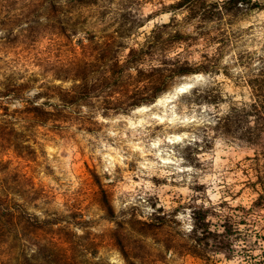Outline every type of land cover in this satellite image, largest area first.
<instances>
[{
  "label": "clouds",
  "instance_id": "obj_1",
  "mask_svg": "<svg viewBox=\"0 0 264 264\" xmlns=\"http://www.w3.org/2000/svg\"><path fill=\"white\" fill-rule=\"evenodd\" d=\"M212 2L216 3L215 11L221 19L214 17L203 23L207 34L198 36L201 29L195 28L199 22L197 17L182 31L191 33L199 42L193 48L177 46L165 54L168 61L179 57V63H183L187 59L195 74L175 75L168 90L155 95L144 92L143 98L135 104L123 95L113 97V106L108 109L99 99L80 104L76 120L65 130L66 139L58 147H49L47 158L41 155L40 166L50 163L55 169L56 183L52 191L60 197L45 205L51 215L66 216L73 211L74 204L79 205L77 197L82 200L86 195L85 187L91 190L87 194L84 215L77 218L82 222L68 225L76 238H84L89 225L100 221L110 220L111 229L120 231L119 225L127 227L132 219L160 223L157 218H163L161 230L143 241L150 255L134 258V264H156L157 260L159 264H183L182 247H194L201 257L199 264H256V260L264 259V238H261L264 237V213L246 211L256 193L248 195L250 189L240 183H247L256 175L249 167L253 160L241 161L245 154L251 156L257 152L255 146H248L245 141L248 130L256 128L255 117L248 116L239 122V127L227 133L217 127L221 117L229 114L230 106L247 109L248 103L244 102H252L249 101L251 93L243 88L244 73L251 75L264 68V0H208ZM225 4L230 5V11L222 7ZM154 6L160 7L159 4ZM15 11H20L18 6ZM184 14L166 12L156 21H167L170 16L180 21ZM9 15H12L10 10L7 15L0 14V20ZM36 20L41 26L49 24L44 15ZM150 26L146 25V29ZM10 27L9 35L17 37L21 48L18 51L4 46L6 29H0V120L4 119L3 106H7L11 114L13 108L23 107L26 100L47 110L59 107L54 95L50 98L34 96L44 92L47 86H65L62 79L32 69L37 58L47 57V50L28 43L26 23ZM21 28L25 32H21ZM68 32L73 40L83 39L85 35L80 30L74 35L71 29ZM221 36L226 42L220 46L211 41V37L219 39ZM25 44L29 49L27 56L22 47ZM17 51V55L12 54ZM238 53L245 54L246 67L233 66ZM47 62L45 59L41 63V69ZM202 65H209L208 70ZM177 66L161 64L160 59L139 65L145 71L158 67L165 73ZM225 66L231 80L228 89L220 91L223 102L218 101L215 106L204 102L200 97L205 86L225 81L223 75L216 74ZM127 72L134 76L136 67H129ZM233 82L241 88L232 87ZM5 85L21 89L19 99L11 92L5 95ZM239 91H243V95H237ZM68 133H71L70 138ZM260 147L264 149V132L260 133ZM62 151L66 155H61ZM85 161L91 164L90 168ZM237 161L240 167L236 166ZM243 168H248L246 174H242ZM82 169H87L91 184L85 185ZM260 172L264 174V166ZM198 185H203V189L197 190ZM240 188L247 199L236 196ZM238 204L243 205L240 212L231 207ZM197 210L204 212L202 223L208 225V231L218 234L215 240H207V246L203 239L197 243V238L204 233V229L197 226ZM35 214L44 219L43 209ZM226 215L232 217L233 235H228L220 226ZM251 217H255V224L236 223ZM91 232H100V228L92 227ZM165 238L172 242L167 249ZM221 241L228 246L218 247ZM82 253L85 264H111L113 256L119 255L115 248L96 255L87 249H82ZM118 264H127V261L120 259Z\"/></svg>",
  "mask_w": 264,
  "mask_h": 264
},
{
  "label": "trees",
  "instance_id": "obj_2",
  "mask_svg": "<svg viewBox=\"0 0 264 264\" xmlns=\"http://www.w3.org/2000/svg\"><path fill=\"white\" fill-rule=\"evenodd\" d=\"M147 3L159 4L160 7H154L150 13L144 14L142 10ZM17 6L20 11L14 13V19L7 16L0 20V29H6L4 39L8 42L12 39L9 35L10 26L26 23L29 44L41 40L46 42L43 50H47L48 55L38 60L43 63L47 59L48 62L44 63L41 71L54 79H62L65 85L47 86L44 92L34 94L36 97L45 95L49 98L54 95L59 101V107L52 106V110H47L33 106L26 100L21 111L29 120L39 124L50 121L57 128L76 120L80 104L99 99L101 105L108 109L113 106V97L120 95L135 104L143 98L144 92L155 95L168 90L173 83V76L195 73L187 59L183 63H179V57L168 61L165 54L177 46L191 48L198 41L191 33L182 31L197 17L199 22L195 28L201 29L198 36L207 34L202 27L203 23L214 17L221 19L215 11L216 3H208V0H0V14L7 15V11ZM222 7L226 11L231 10L228 4ZM166 12H175L178 16L185 14L180 21L170 16L167 21L154 22L148 31H140L154 15ZM41 15L49 20V24H39L36 18ZM68 29H71L73 35L77 30L83 31L84 38L73 40ZM21 32H25V29L21 28ZM211 41L218 46L226 42L223 36L219 39L211 37ZM153 59H160L164 65L175 63L178 66L168 73L158 67H151L148 71L139 67L141 64H150ZM245 59V54L238 53L233 66L239 64L242 68L246 67ZM38 65L41 67V63ZM133 66L136 67L134 76L127 72ZM202 67L207 71L209 65ZM222 70L225 75L229 73L227 66ZM243 86L251 93L249 101L252 102H244L248 103L247 109L241 106L237 110L234 105L230 106L229 114L221 117L217 127L229 132L233 127H239L241 120L248 116L255 117L256 128L248 130L245 141L247 145L255 146L257 152L244 159L245 162L250 159L254 161L249 167L256 174L255 179L244 182L256 193L246 210L251 214L256 208L264 207V174L260 172L261 166H264V149L260 147V133L264 132V68L255 74L244 73ZM202 98L208 102H217L216 99L222 97L207 91ZM241 170L246 174L248 168ZM203 216L204 212H195L197 226L204 229L199 238L215 240L218 234L208 231V225L202 223ZM231 220L232 217L226 215L220 223L228 235L234 231ZM240 220L236 223L239 224ZM59 222L56 217L46 216L41 219L18 202L10 200L7 195L0 194V255L10 257L27 248L38 253H68L82 251L89 247V243H95L88 235L84 238L89 241L84 243V238H76L74 231L67 229V224L58 225ZM136 222L140 226L137 231L141 233L148 231L144 229L145 226L152 225V222ZM227 246L223 241L218 245L220 248ZM5 263L0 259V264Z\"/></svg>",
  "mask_w": 264,
  "mask_h": 264
},
{
  "label": "rangeland",
  "instance_id": "obj_3",
  "mask_svg": "<svg viewBox=\"0 0 264 264\" xmlns=\"http://www.w3.org/2000/svg\"><path fill=\"white\" fill-rule=\"evenodd\" d=\"M165 1L169 2L172 0ZM154 7V4L147 3L144 5L142 11L144 14H147L150 13ZM10 11H12V15L9 16L14 19L13 16L16 11L14 8ZM164 14L165 13L154 15L140 28V31H148L153 23L157 22L156 18L158 16H163ZM149 24H151V26L146 29V25ZM15 25L16 24H14V26ZM13 37L14 36H12V39L9 42L6 41V39H3L2 44L10 48H16L19 51L21 46L17 44V38ZM198 42L199 41L196 43ZM45 44V40H41L31 45L37 46L43 50ZM193 45L191 48H193ZM22 47L24 54L26 56L29 55L28 45L26 44ZM18 51L13 52L12 54L17 55ZM38 63L42 62H39L37 58L36 63L31 65L34 71H41V67ZM216 74L223 75L225 81L218 82L217 85H206L204 93L200 97L204 102L211 103L214 106L218 101L223 102V97L216 99L217 102H208L206 99L202 98V96L207 91L219 95L220 91L228 89V82L231 80V74L228 73L225 75L222 69ZM231 86L241 88V85L235 82H233ZM243 88L246 89L245 86H243ZM21 91V89L10 88L5 85L4 94L7 95L11 92L14 93L15 99H19ZM236 94L243 95V91H239ZM229 95H231L230 90ZM21 110L22 107L13 108L12 113L9 114L8 107L3 106L4 119L0 120V194L7 195L10 200L18 202L24 209L31 213H36V211H41V209H43L44 217H56L57 220L60 221L58 225H62L61 221H63V224H67V226L72 225L73 223L77 225L80 224L82 221L77 218L81 217V213L82 216L84 215V209L88 206L87 201L89 197L87 194L90 193L91 190L85 187L84 192L86 195L82 200L79 196L77 197V200H80V203L79 205H73L72 212L68 213L66 216H53L45 205L60 198L56 192L52 191V185L56 183V180L53 179L55 169L50 163L43 164L42 167L40 166L41 155H44L47 158L49 147H58L60 142L66 139L65 130L70 124L64 125L61 128L54 127L50 121L45 124H39V122L26 118L25 113ZM223 131L227 133L225 130ZM70 136L71 133H68L69 138ZM53 155L55 154L53 153ZM61 155H66V152L62 151ZM246 156L250 155L245 154L241 157V161H244ZM85 163L88 164V168L91 167L90 163L87 161H85ZM236 166L240 167V161H237ZM242 174L244 173L242 172ZM81 175L84 177L85 185L92 183V178L88 176L87 169H82ZM133 179L135 178L133 177ZM152 179L155 180L156 178L153 177ZM240 183H242L244 187L250 189L248 195L254 192L253 189L243 181ZM203 187V185L196 186L197 190H201ZM236 196H244V198L247 199V195L243 193V188L237 190ZM149 199L151 200V198ZM61 203H63V201H61ZM220 206H223V202H221ZM231 207H234L236 212H240L243 205L238 204ZM161 210L162 209H158V211ZM255 210L264 213V207L256 208ZM157 219L160 220V223L153 221L151 226H145L144 229H148V231L144 233L137 231L140 226L136 222V219H132L127 227L119 225L120 231H114L111 229L110 220L90 224L89 231L86 235L93 238L95 243H89L87 250H90L93 255H96L98 253L102 254L106 249L115 248L117 252H119V255L113 256L111 264H118L120 259L126 260L127 264H134V258L150 255V250L145 248L143 241L148 235H155L161 230L162 224L164 223L163 218ZM250 222L255 224L257 221L255 217H251L248 220L241 219L239 225H244ZM92 227L100 228V232L92 233ZM67 229L72 230V227L68 226ZM230 235H233V233ZM236 238L239 237L237 236ZM201 239L202 238H197V243H199ZM82 241L88 243L89 239L84 238ZM171 243L172 242L169 239L165 238V249L169 248ZM205 246H207V241H205ZM82 255L83 253L81 250L70 251L68 253H63L61 251H54L53 253H38V251L27 248L21 253H13L10 257L5 254L0 255V259L5 261V264H85ZM181 255L183 256V264H194V262L195 264H199L201 259L194 247H182ZM250 258L254 259V257ZM160 259H162V257H160ZM156 264H159V260L156 261ZM256 264H264V259L256 260Z\"/></svg>",
  "mask_w": 264,
  "mask_h": 264
}]
</instances>
